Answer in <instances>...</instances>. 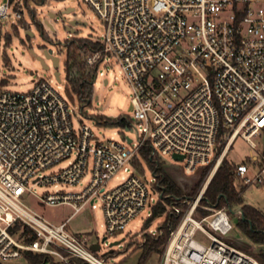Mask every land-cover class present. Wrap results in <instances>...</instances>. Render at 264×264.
<instances>
[{
	"label": "built area",
	"instance_id": "1",
	"mask_svg": "<svg viewBox=\"0 0 264 264\" xmlns=\"http://www.w3.org/2000/svg\"><path fill=\"white\" fill-rule=\"evenodd\" d=\"M12 1L0 5V19L11 16ZM83 1L106 26L95 38L102 49L87 63L99 62L97 72L109 60L120 66L133 89L134 118L116 126L121 139L105 137L97 126L110 125L81 122L47 79L27 92L0 88V263L32 252L46 256L39 264H107L86 238L66 230L69 219L56 225L36 212L26 202L33 195L45 206L70 204L72 215L99 200L106 236L124 233L162 202L181 215L168 224L162 264H262L235 244L231 210L200 202L238 137L263 145L234 163L235 177L249 187L264 184V0ZM13 13L20 18L22 10ZM144 147L160 162H182L187 173L207 166L211 173L183 206L168 204L175 197L158 176L134 163Z\"/></svg>",
	"mask_w": 264,
	"mask_h": 264
},
{
	"label": "rangeland",
	"instance_id": "2",
	"mask_svg": "<svg viewBox=\"0 0 264 264\" xmlns=\"http://www.w3.org/2000/svg\"><path fill=\"white\" fill-rule=\"evenodd\" d=\"M8 1L0 0V5L6 4ZM11 4V16L0 19V88L5 87L15 91L27 92L33 88L39 79H47L71 101L72 107L75 108L77 116L80 118L78 119L83 123L97 125V116L134 118L133 89L120 74V66L114 60L100 64L94 81L91 104L82 109L83 104L77 99L73 101L66 91L65 40L72 36L101 38L106 30L105 23L88 3L83 0H13ZM70 6L74 7L75 11L68 16V19L78 18L86 22V24L76 25L77 32L75 34L69 32L59 17L53 18L50 15V12L60 13ZM16 9L22 10L20 18L13 13ZM40 22L42 27L39 25ZM48 22L53 25L54 29L49 26ZM27 31L33 32L34 35H28ZM45 47L53 48L54 54L60 58L58 71L61 81H58L55 76L56 69L52 61L46 59L50 68L45 69L37 57L43 55ZM105 79H108L107 85H105ZM120 130L116 125H101L97 126L96 129L99 135L116 139H121ZM131 135L135 136L134 133ZM254 141L258 144V148H252L245 139L238 137L226 159L234 164L242 161L247 162L250 156L258 155L263 140L254 138ZM164 166L183 190L184 195L189 197L198 194L212 168L211 166L199 167L194 173H187L183 163L176 162L171 157H166ZM144 168L146 175L149 178H154L146 163H144ZM124 174L126 173L121 172L119 177H115L111 181V185H116L120 176ZM234 184L239 190L245 186L237 177L234 179ZM42 190L43 188L39 187L37 192H42ZM242 196L246 204L252 205L264 213V184L247 186ZM26 202L36 212L42 213L45 218L56 225L69 219L66 230L81 240L86 238V246L89 249L93 243H101V250H92V252L107 264H137L142 255L141 244L149 236H155L153 233L160 231L166 220V215L162 214L147 226V220L152 214V208L147 207L126 226L124 233L108 235V239L102 243V238L106 236V226L99 200L96 201V208L86 205L74 215H72L74 208L70 204L45 206L38 204L33 195L26 197ZM200 204L203 203L200 202ZM238 208L240 207L235 206L234 210ZM238 222L239 217L232 213V223L235 228L231 234L232 238L237 241L239 246H243L240 248L244 252L257 258L256 254L264 249V244L253 243L249 240L238 229ZM123 237L126 238L125 241L120 245H115L112 252H108L111 249L109 244ZM106 252L109 256L104 255ZM163 253L164 249L161 253H152L144 264H162ZM2 264H30V262L26 258H20L4 260Z\"/></svg>",
	"mask_w": 264,
	"mask_h": 264
},
{
	"label": "trees",
	"instance_id": "3",
	"mask_svg": "<svg viewBox=\"0 0 264 264\" xmlns=\"http://www.w3.org/2000/svg\"><path fill=\"white\" fill-rule=\"evenodd\" d=\"M39 25L41 27L43 26L41 22ZM65 41L66 91L73 101L77 99V101L83 104V109L84 106L91 104L94 93V81L97 76L96 65L99 63L97 62L95 65H89L87 63V57L102 49L103 46L100 41L93 38L72 36ZM96 120L110 126H126L128 124V121L123 117L112 120L105 116H97ZM134 163L139 168H142L144 163H146L153 173L158 176V181L160 182L164 193L171 194L175 197H168L166 199L168 204L176 203L180 206L184 205L182 199L189 196L184 195L183 190L166 171L164 163L150 156V150L148 147H144L141 150L140 158L135 159ZM233 171L234 164L230 163L225 158L208 185L201 203L212 204L217 208L227 207L230 210L234 209L235 206L240 207L243 214L238 216V229L253 243L264 244V213L258 208L245 203L242 194L247 186H243L244 188L241 190L235 187V174ZM201 212L203 214L208 213L206 210ZM162 214L166 215V220L164 221L163 226H161L163 234L149 236L145 239L140 246L142 248V255L137 264H144L152 253H161L163 251L169 234L168 224L170 223V225L174 227L181 219V215H177L173 210H167L164 203L158 202L153 206L152 214L147 220V226H149L156 217ZM235 244L239 248L243 247L241 245L239 246L237 241ZM105 256L109 255L106 253ZM256 256L260 262L264 264V249H261ZM26 259L30 264H39L45 261L46 256L43 254L27 252Z\"/></svg>",
	"mask_w": 264,
	"mask_h": 264
},
{
	"label": "water",
	"instance_id": "4",
	"mask_svg": "<svg viewBox=\"0 0 264 264\" xmlns=\"http://www.w3.org/2000/svg\"><path fill=\"white\" fill-rule=\"evenodd\" d=\"M74 11H75V8L70 6V7L66 8L65 10L61 11L60 13L50 12V15L53 18H58L59 17L65 23V25H66L67 29L69 30V32L71 34H75L77 32V29L75 28L76 25H78V24H86V22H83V21H81L78 18L68 19V16L70 14H72V12H74ZM48 24H49V26L52 29H54V27H53V25L51 23L48 22ZM27 34L28 35L29 34L30 35H34L33 32H31V31H27ZM37 57L41 61V63L43 64V66H44L45 69H49L50 68V66L46 63V59H50L52 61V63H53L54 68L56 69L55 76H56V78H57L58 81H61L60 72L58 71V68L60 66V58H59V56H57V55L54 54V49L53 48H49V47H45L43 49V55H38ZM107 83H108V80L105 79V85H107ZM107 118L112 119V120H115V119H118L119 117L107 116ZM129 141H131V140H129ZM174 157L176 159H178V160H182L183 159V156L182 155H179V154H175ZM231 212L234 213V214H236L237 211L234 210V209H231ZM107 239H108V236H104L102 238V243H105V241ZM125 239L126 238L123 237V238H121L119 240H115V241L111 242L109 244V247L111 249L108 252H112L113 251V247L115 245L122 244L125 241ZM101 248H102V244L101 243H93L90 246V249L93 250V251H99V250H101Z\"/></svg>",
	"mask_w": 264,
	"mask_h": 264
}]
</instances>
